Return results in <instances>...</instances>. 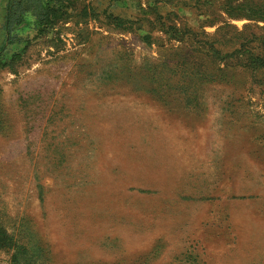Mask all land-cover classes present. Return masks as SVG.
<instances>
[{
	"label": "rangeland",
	"instance_id": "rangeland-1",
	"mask_svg": "<svg viewBox=\"0 0 264 264\" xmlns=\"http://www.w3.org/2000/svg\"><path fill=\"white\" fill-rule=\"evenodd\" d=\"M5 3L0 264H264V0Z\"/></svg>",
	"mask_w": 264,
	"mask_h": 264
},
{
	"label": "trees",
	"instance_id": "trees-1",
	"mask_svg": "<svg viewBox=\"0 0 264 264\" xmlns=\"http://www.w3.org/2000/svg\"><path fill=\"white\" fill-rule=\"evenodd\" d=\"M23 1L24 0H8L6 14L2 25V29L8 36H10L13 26L20 24L23 20V14L25 12L22 4Z\"/></svg>",
	"mask_w": 264,
	"mask_h": 264
},
{
	"label": "crops",
	"instance_id": "crops-1",
	"mask_svg": "<svg viewBox=\"0 0 264 264\" xmlns=\"http://www.w3.org/2000/svg\"><path fill=\"white\" fill-rule=\"evenodd\" d=\"M5 6H4V8H3V11H1V12H4V10H5V7H6V4H7V0H5Z\"/></svg>",
	"mask_w": 264,
	"mask_h": 264
}]
</instances>
